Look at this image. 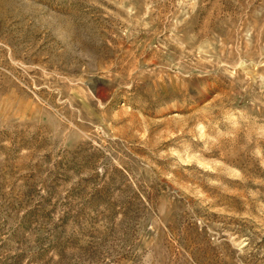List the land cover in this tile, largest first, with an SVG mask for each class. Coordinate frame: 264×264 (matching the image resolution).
<instances>
[{"label":"rangeland","instance_id":"1","mask_svg":"<svg viewBox=\"0 0 264 264\" xmlns=\"http://www.w3.org/2000/svg\"><path fill=\"white\" fill-rule=\"evenodd\" d=\"M0 264H264V0H0Z\"/></svg>","mask_w":264,"mask_h":264}]
</instances>
